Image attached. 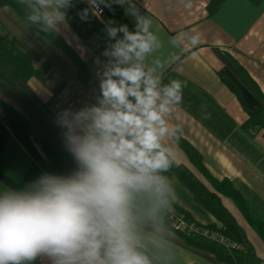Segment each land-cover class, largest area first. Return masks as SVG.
I'll use <instances>...</instances> for the list:
<instances>
[{
  "label": "crops",
  "instance_id": "crops-1",
  "mask_svg": "<svg viewBox=\"0 0 264 264\" xmlns=\"http://www.w3.org/2000/svg\"><path fill=\"white\" fill-rule=\"evenodd\" d=\"M211 1L122 0L118 4L136 30L134 13L152 21L149 31L160 46L148 54L145 66L160 65L157 74L162 85L173 79L186 83L181 104L173 106L168 116L170 125L180 128L179 139L166 137L165 148L194 174L207 193L215 191L211 178L228 179L264 229V127H243L249 111L264 106L260 94H264V0H224L214 12L209 9ZM21 4L32 10L34 0ZM61 11L65 19L53 29L86 63L97 85L83 84L73 59L17 8L0 6V32L14 37L18 47L31 55L36 68L48 65L41 76L16 84L0 77V102L6 108L4 125L9 132L0 168L17 180L30 162L49 175H71L77 162L66 146L65 129L57 121L63 111L96 105L101 96L100 82L108 65L104 52L68 8ZM97 18L107 29L120 27L108 14L105 20ZM194 36L199 38L197 43H193ZM122 38L123 33L117 32L114 44ZM169 181L174 191L171 198L178 206L199 223L223 227L197 203L177 175ZM9 189L0 179V194ZM219 195L249 249L244 255H235L236 264L249 254L253 257L249 264L256 258L264 264V239L259 230L234 199ZM159 214L160 210L140 225L143 250L153 259L163 264H227L214 253L189 244L176 231L153 222ZM36 260L55 264L47 255Z\"/></svg>",
  "mask_w": 264,
  "mask_h": 264
},
{
  "label": "clouds",
  "instance_id": "clouds-1",
  "mask_svg": "<svg viewBox=\"0 0 264 264\" xmlns=\"http://www.w3.org/2000/svg\"><path fill=\"white\" fill-rule=\"evenodd\" d=\"M70 4L34 0L27 20L53 29ZM134 14L135 32L127 25L108 29L109 36L122 32L123 38L104 52L110 59L98 104L65 110L57 121L77 169L69 176L45 174L25 190L0 194V264H26L40 255L55 264H153L142 250L140 225L174 199L162 174L173 164L164 140L179 139L180 128L168 116L181 104L186 83L162 85L160 65L145 66L160 45L149 31L152 21ZM86 16L87 10L81 18Z\"/></svg>",
  "mask_w": 264,
  "mask_h": 264
},
{
  "label": "trees",
  "instance_id": "trees-1",
  "mask_svg": "<svg viewBox=\"0 0 264 264\" xmlns=\"http://www.w3.org/2000/svg\"><path fill=\"white\" fill-rule=\"evenodd\" d=\"M98 1L100 2V0ZM223 1L224 0H212L209 5L210 12H214L222 4ZM5 5L14 6L24 17H27L32 12L31 9L24 7V5L21 4L20 0H0V6ZM101 5L104 7L108 16L115 20L119 26L127 25L128 31H136V29L126 18L116 0H104ZM68 10L88 31V33L101 47L103 52L111 49V46L114 44V37L109 36L108 29L86 6L83 0H71V4L69 5ZM85 10H87V16L86 18L82 19L81 14L84 13ZM33 26L42 34L48 36L57 46H59L73 59L77 66V78L83 84L87 86L98 84L97 80L95 79L93 73L87 67L86 63L79 58V56L65 42V40L59 33H57L54 29H49L47 31L43 30L45 26L42 23H36L33 24ZM105 57L108 62L110 58L108 56ZM47 66L48 65H45L41 68H36L31 55L23 52L18 47L16 39L8 34H3L0 32V77H2L6 82H8L9 84H16L20 81H27L34 76H41L42 71L46 70ZM260 94L262 99L264 100V94ZM251 126L264 127V106L257 105L254 110L249 111V118L245 121L243 127L245 129H249ZM8 134L9 132L4 125V121H0V159L4 153L5 148L8 146ZM187 149L189 153L196 155V151L194 149H192L191 147H187ZM198 162H200V160H198ZM199 168L206 173V169L203 165H200ZM45 174L47 173L35 162H30L29 166L19 180L10 177L0 168V179L15 191L25 190L27 185L35 182ZM162 174L167 176L169 179L173 174L177 175L180 180L192 191L197 203L210 211L218 220L223 223V227L221 228H218L215 225H205V230L207 231V233H201V236H198V233L191 230L176 231L189 244L214 253L220 261H223L227 264H236L235 255H244L249 250L237 248L236 246L226 247L220 241V239L209 237V234L217 232L228 239L231 243H243L247 247L246 241L240 234L236 220L224 206L222 198L219 194H223L234 199L239 205V208L247 217L248 221L259 230L262 238L264 239L263 226L252 216L246 200L241 195V193L233 187L228 179L217 180L215 178H211V181L215 187V191L207 193L203 186L199 183L197 178L194 176V174L188 171L185 166L176 162L174 159L173 164L169 168V170L166 173ZM169 203V207L160 209V214L155 220H153V222L166 228L173 229L168 219L170 215V207L172 206H175L177 212L179 213L178 215L184 214L186 221L188 220L189 223L195 221L188 211L174 204L170 198ZM195 224L197 227L202 226L196 222ZM149 257L152 259L153 264H163L160 261L153 259L150 255ZM26 264L41 263L35 259L31 262H26ZM250 264H261V259L256 258Z\"/></svg>",
  "mask_w": 264,
  "mask_h": 264
},
{
  "label": "built area",
  "instance_id": "built-area-1",
  "mask_svg": "<svg viewBox=\"0 0 264 264\" xmlns=\"http://www.w3.org/2000/svg\"><path fill=\"white\" fill-rule=\"evenodd\" d=\"M84 3H86V5L88 6V8L98 17L100 18H104L105 15V9L104 7L101 5V3L98 1V0H95V3L93 2V0H83ZM98 5V7L96 6ZM6 116H7V113H6V109L4 107V105L2 103H0V121H5L6 119ZM172 215V216H170ZM170 219H173L172 222H175L176 220H179L178 222L174 223V226L177 228V229H180L182 231H187V230H191V231H194V232H198V227L192 223L194 225L190 227L189 223H185L183 224L182 223V220L183 217H180V215L177 216L176 212L172 211L170 209ZM205 233H207V231L205 230ZM209 237H213V238H218L220 239V241L226 246V247H231V246H235L236 243H231L228 239H225L219 234V233H211L209 234Z\"/></svg>",
  "mask_w": 264,
  "mask_h": 264
},
{
  "label": "rangeland",
  "instance_id": "rangeland-1",
  "mask_svg": "<svg viewBox=\"0 0 264 264\" xmlns=\"http://www.w3.org/2000/svg\"><path fill=\"white\" fill-rule=\"evenodd\" d=\"M105 15L107 16V12L105 11ZM106 16H104V20L106 19L105 17ZM170 199L172 200V198L170 197ZM172 202L174 203V204H176L173 200H172ZM177 205V204H176ZM178 206V205H177ZM182 208V207H181ZM170 209L174 212H176V214L178 215L179 213L177 212V210H176V208H175V206L173 207H170ZM184 209V208H183ZM185 210V209H184ZM187 211V210H186ZM170 216H172V215H170ZM180 217H183V219H181L182 220V223L183 224H185V223H189L188 222V220L186 221V219H185V217H184V214H180ZM169 219V221H170V223H171V226L173 227V229L172 230H174V231H181L180 229H177L175 226H174V223H176V222H178L179 220H176L175 222H172V220L173 219H170V217L168 218ZM195 220V219H194ZM195 222L196 223H199L198 221H192V223H194L195 224ZM192 223H189V225H190V227L191 226H193L194 227V225L192 224ZM200 225H202V226H198V232H196V233H198V236H201V233L203 234V233H205V224H203V223H199ZM196 225V224H195ZM214 233H216V232H214ZM222 236V235H221ZM223 238H224V236H222ZM210 238H212V237H210ZM225 239V238H224ZM235 246L237 247V248H241V249H245V250H248V248L242 243H236L235 244ZM253 259V257H252V255L251 254H249V255H247V257L246 258H242L241 259V261H240V264H249V262L251 261Z\"/></svg>",
  "mask_w": 264,
  "mask_h": 264
}]
</instances>
